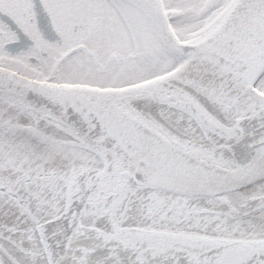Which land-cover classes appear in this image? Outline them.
<instances>
[{
  "label": "snow or ice",
  "instance_id": "6c2138e0",
  "mask_svg": "<svg viewBox=\"0 0 264 264\" xmlns=\"http://www.w3.org/2000/svg\"><path fill=\"white\" fill-rule=\"evenodd\" d=\"M0 264H264V0H0Z\"/></svg>",
  "mask_w": 264,
  "mask_h": 264
}]
</instances>
